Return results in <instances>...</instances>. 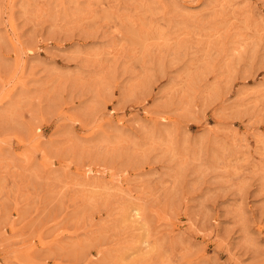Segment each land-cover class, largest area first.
<instances>
[{"label": "rangeland", "instance_id": "374dc122", "mask_svg": "<svg viewBox=\"0 0 264 264\" xmlns=\"http://www.w3.org/2000/svg\"><path fill=\"white\" fill-rule=\"evenodd\" d=\"M0 264H264V0H0Z\"/></svg>", "mask_w": 264, "mask_h": 264}]
</instances>
